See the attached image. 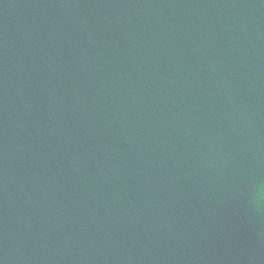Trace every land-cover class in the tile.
Listing matches in <instances>:
<instances>
[{
    "label": "water",
    "instance_id": "water-1",
    "mask_svg": "<svg viewBox=\"0 0 264 264\" xmlns=\"http://www.w3.org/2000/svg\"><path fill=\"white\" fill-rule=\"evenodd\" d=\"M0 264H264V0H0Z\"/></svg>",
    "mask_w": 264,
    "mask_h": 264
}]
</instances>
